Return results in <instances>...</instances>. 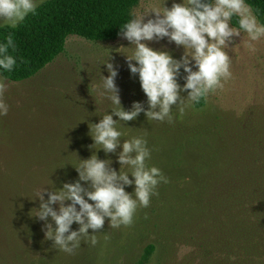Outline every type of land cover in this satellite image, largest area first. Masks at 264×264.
Instances as JSON below:
<instances>
[{
  "label": "rangeland",
  "instance_id": "obj_1",
  "mask_svg": "<svg viewBox=\"0 0 264 264\" xmlns=\"http://www.w3.org/2000/svg\"><path fill=\"white\" fill-rule=\"evenodd\" d=\"M172 3L173 0H140L133 9L143 12L146 5L171 7ZM154 17L155 13L149 11L144 20ZM229 24L234 26L231 21ZM145 42L154 49L168 51L176 59L184 53L182 45H176L167 37ZM131 50V42L121 35L113 40L91 41L71 34L66 39L65 50L32 78L13 82L0 74V82L6 85L3 99L9 105L8 113L0 117V138L6 143L2 147L3 142L0 143V169H56L64 165L69 173L65 182H72L75 174L72 172H77L72 164L96 150L89 147L91 143H84L91 138L89 122L96 123L100 115L111 112L110 102L100 94V76L108 75L102 62L108 59L117 69L114 80L125 109H130L133 101L148 107L138 74L130 73L126 54L121 52L130 54ZM227 51L231 77L222 81V87L205 96L203 107L192 104L183 113L173 108L171 123L148 121L142 111L135 119L124 122L125 125L118 122L122 130L129 136L165 138L162 129L177 142V152L190 141L196 148L200 139L197 132L202 130L215 133L224 143L240 139L244 121L255 119L261 110L264 113V36L248 41L246 33L241 32L229 42ZM184 75L181 67L177 76L181 85L185 82ZM187 91L181 92L180 96H186ZM113 119L117 117L113 116ZM149 149L151 155L146 163L159 169L173 158L174 149L167 143H154ZM191 149L187 147L182 151L186 161L190 156H196ZM116 150L120 151L119 146ZM40 154V161H32ZM57 156L61 159L60 164L53 161ZM167 178L169 184L179 181L170 174ZM15 184L7 182L0 186L7 187L11 193L9 203L16 226L35 235V221L30 212L21 207L24 202L18 197ZM152 197L148 207L137 209L133 223L128 226L110 228L109 218H105L102 228L95 233L97 243L94 246L82 240L80 246L68 254L43 238L45 248L40 256L33 251L27 255L18 248L16 251L23 253V262L18 261L14 250H9L8 254L5 252L7 259L0 264H264V237L260 247L244 244L243 248L241 244L229 241L221 244L220 233L212 227L208 230L205 224L218 219L217 199L213 198L209 210L186 207L184 212H175L179 209L160 210L157 207L160 200ZM172 212L173 216L170 215ZM78 227L76 222L71 225V229ZM93 231L88 229L89 234ZM150 243L155 246L154 250L143 259L145 247Z\"/></svg>",
  "mask_w": 264,
  "mask_h": 264
},
{
  "label": "clouds",
  "instance_id": "obj_2",
  "mask_svg": "<svg viewBox=\"0 0 264 264\" xmlns=\"http://www.w3.org/2000/svg\"><path fill=\"white\" fill-rule=\"evenodd\" d=\"M42 2L0 0V28H17L29 14L36 15ZM149 11L155 13V17L145 21ZM233 16L238 18V27L229 24ZM129 17L120 25L118 35L131 42L132 50L130 54L121 52L126 54L130 73L138 74L148 107L140 101H133L130 109L122 106L114 80L117 69L107 59L102 62L108 75L100 76V94L110 102L111 112L100 115L96 123L89 122V135L93 141L89 147L102 148L109 153L119 146L116 155L119 171L110 166V159H100L94 151L88 158H80L78 163L72 164L78 173L74 182H63L59 188L52 186L49 190L44 187L38 191L35 198L40 199L39 207L30 214L45 222L42 225L44 238L68 254L79 247L82 240L94 246L97 243L95 233L102 228L105 218H109L110 228L132 224L137 209L148 207L150 197L157 194V185L168 183L161 169L146 163L151 151L144 136H129L118 122L133 120L143 111L148 121L171 123L173 108L183 113L185 108L199 103L231 77L227 49L234 36L246 33L248 41L264 36V24L258 23L245 0H173L171 7L151 4L146 5L143 12L132 9ZM164 37L184 47L179 59L145 42ZM15 49L13 35L7 32L0 41V71H12L17 63L12 54ZM181 67L185 73L183 85L177 82ZM5 87L0 82V117L9 110L3 99ZM185 90H188L187 95L180 96ZM82 181L87 182V186ZM127 185L134 186L131 192L125 190ZM45 191L48 193L46 200ZM66 200L70 203L65 204ZM54 203L59 207H52ZM73 222L79 225L77 229H71ZM88 229H93V233L89 234Z\"/></svg>",
  "mask_w": 264,
  "mask_h": 264
},
{
  "label": "trees",
  "instance_id": "obj_3",
  "mask_svg": "<svg viewBox=\"0 0 264 264\" xmlns=\"http://www.w3.org/2000/svg\"><path fill=\"white\" fill-rule=\"evenodd\" d=\"M139 2L140 0H44L38 6L36 15L29 14L17 28H0V41L7 32L12 33L16 44L12 54L17 59L12 71H0L1 76L13 82L32 78L65 50L66 39L71 34L91 41L117 38L120 25L130 18V10ZM245 3L250 6L257 21L264 24V0H245ZM237 19L233 16L230 20L236 27ZM205 104V97L199 103H194L195 107H203ZM263 115L261 110L255 119L247 118L242 124L240 139L232 143H224L215 133L202 130L197 132L200 139L195 144L196 148L190 141L177 152L175 148L177 142L167 131L160 130L165 138L145 136L148 147L154 143H167L174 149L173 158L160 169L166 177L170 174L179 181L157 185V194L152 197L160 200L157 207H160V210L168 207L170 210L179 209L175 212H184L186 207L193 210L205 207L209 210L215 198L217 199L215 204L220 208L219 215L215 222L209 220L205 224L208 230H212L210 228L212 227L220 233L218 239L221 244L229 241L232 244H241L243 248L244 244H256V247H260L264 237ZM0 141L2 143L3 139L0 138ZM87 141L84 143H93L91 138ZM4 142L1 147L6 144ZM198 143L201 147H198ZM187 147L193 148L191 150L196 156H190L186 161L182 151ZM95 152L100 159H110V166L119 171L120 164L116 159L119 150L105 153L101 148ZM90 155L81 156V159H86ZM178 155L180 158H177ZM41 159L40 154L32 161ZM53 161L60 164L61 159L57 156ZM65 167L60 165L56 169H0V184L16 183L15 190L24 202L21 207L34 214L35 208L40 204L39 197L35 198L36 193L44 187L49 190L52 186L61 187L69 176L68 167ZM73 173L75 174L72 182L78 179V173L75 171ZM129 178H132L130 173ZM81 183L87 186V182ZM133 187L127 185L125 190L131 192ZM9 194L11 193L7 187L0 186V262L7 259L9 250H14L18 261L23 262L21 256L23 253L28 255L33 251L40 256L44 252L41 250L45 248L42 230L45 222L32 215L36 226L33 227L35 235L18 228L9 203L11 197ZM43 195L46 200L47 191ZM66 203L70 201L66 200ZM52 207L58 208L59 205L54 203ZM170 215L173 216L174 213ZM48 219L51 220L50 217ZM154 247L152 243L145 247L143 259L152 253ZM234 248L239 249L235 246Z\"/></svg>",
  "mask_w": 264,
  "mask_h": 264
}]
</instances>
